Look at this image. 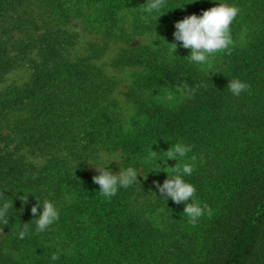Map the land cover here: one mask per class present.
<instances>
[{"label":"trees","instance_id":"1","mask_svg":"<svg viewBox=\"0 0 264 264\" xmlns=\"http://www.w3.org/2000/svg\"><path fill=\"white\" fill-rule=\"evenodd\" d=\"M191 2L166 0L156 20L142 11L148 0H0V83L20 63L30 70L0 89V201L13 202L0 222V264H52L53 253L55 264H264V0H221L241 12L233 47L211 68L189 63L179 46L168 54L174 24L214 4ZM76 21L93 37L85 54H72ZM113 46L109 66L132 70L124 103L99 63ZM233 78L249 90L233 96ZM179 84L194 93L164 101ZM177 141L192 151L167 166L195 157L185 179L212 212L195 226L184 203L160 200L164 164L145 162L153 143L163 155ZM115 152L140 174L108 200L93 164ZM36 198L60 212L44 232L31 213Z\"/></svg>","mask_w":264,"mask_h":264},{"label":"clouds","instance_id":"2","mask_svg":"<svg viewBox=\"0 0 264 264\" xmlns=\"http://www.w3.org/2000/svg\"><path fill=\"white\" fill-rule=\"evenodd\" d=\"M193 2H196V0H193ZM211 2L216 6L208 10H203L200 15L192 14L186 16L174 24V42H165L167 45H170L168 49L170 57L176 55L175 53L179 46L189 50L190 54L187 56L189 63L206 65L211 68V57L218 53L230 52L234 45L231 25L240 14L241 8L236 4L221 2V0H211ZM165 3L166 0H148L147 6L144 7L142 11L148 16H154L157 20L158 17L163 14L161 9L165 6ZM174 88L175 92L167 91L163 95L162 99L164 101H173L176 92H183L190 96L195 91L194 89H189L186 84L175 85ZM227 88L233 96L239 97L243 92L249 90L250 85L240 78H233L230 79ZM151 146L145 162L151 161L158 166L156 161L160 160L164 164V167H158L162 169L160 171L165 172L168 177L162 185L157 183L159 192L166 193V197L160 200L167 201V199L170 198L177 204L184 203L185 207L183 213L187 215L189 222L193 226H195L199 219L205 214L211 216V209L206 204L202 206L197 200L196 187L185 179V177L190 176L195 170V157H192L193 162L184 163L182 168L178 167L177 163L174 167L167 166L168 160L178 161L179 158L186 157L187 154L192 151V146L177 141L167 151H163V155H160L161 151H152ZM96 159H103V153H97ZM113 160L119 161L118 159H112L109 164L102 167H97L95 164L91 163L99 173L93 177V181L99 185L100 195L108 200L116 196L119 189H126L138 182L137 177L140 174V169L131 165L122 168L118 174L113 173L109 167ZM2 195L6 196L5 193ZM23 196L24 193L21 197ZM36 200L37 204L31 208V213L35 217L36 231L44 232L49 226L59 220L60 212L51 200L45 199L43 202L37 198ZM9 207H13V202L10 205L7 201H0V222L8 223L10 216L8 214ZM26 235L27 232L24 229L19 230L16 234L17 238L21 240H23ZM59 259L60 256L57 253H53L50 256L52 264H55Z\"/></svg>","mask_w":264,"mask_h":264},{"label":"rangeland","instance_id":"3","mask_svg":"<svg viewBox=\"0 0 264 264\" xmlns=\"http://www.w3.org/2000/svg\"><path fill=\"white\" fill-rule=\"evenodd\" d=\"M213 6H216V5L213 4L212 7ZM68 27H70L72 32H74L77 35V39H76L77 42L72 49V54H85V52H86L85 48L87 47L88 42L93 37L89 36L87 33H85L83 31V27L77 21L74 23H70L68 25ZM139 39H140V37L136 38L135 40H133L132 43L135 44L137 41H141ZM144 39L145 40L150 39V36H147ZM144 39L142 41H145ZM117 48H118V46H113L108 51H106V53L103 55V57L100 58L99 63L100 64L102 63L105 70H107L108 73L110 72L111 74H113L119 80V88L116 92V96H118V98L121 99V102L124 103L125 97H124L123 93L126 91V89L130 85L132 70L129 68L114 69L111 66H109V62H110L112 56L117 52ZM29 74H30V70H29L28 66L26 64L20 63V65L15 70H13L10 74H8L5 81L0 83V89H3L5 86H7L13 82H15V83L24 82L25 80H27L29 78ZM112 159H118L119 160V161L113 160L112 163L109 165L110 170L113 173L118 174L121 171V169L123 168L122 164H121L120 154L118 152L104 153L103 159H101V167L109 164ZM137 180H139V176L137 177Z\"/></svg>","mask_w":264,"mask_h":264}]
</instances>
